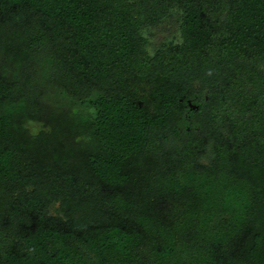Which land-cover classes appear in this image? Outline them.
Returning a JSON list of instances; mask_svg holds the SVG:
<instances>
[{"label":"trees","instance_id":"16d2710c","mask_svg":"<svg viewBox=\"0 0 264 264\" xmlns=\"http://www.w3.org/2000/svg\"><path fill=\"white\" fill-rule=\"evenodd\" d=\"M0 264H264V0H0Z\"/></svg>","mask_w":264,"mask_h":264},{"label":"rangeland","instance_id":"374dc122","mask_svg":"<svg viewBox=\"0 0 264 264\" xmlns=\"http://www.w3.org/2000/svg\"><path fill=\"white\" fill-rule=\"evenodd\" d=\"M187 185H189V182L185 181ZM195 183V181H193ZM234 186V185H233ZM227 187L225 185L224 179L220 178L217 180L214 179H201L199 183V188L203 195L208 197V201L210 203H213L215 199H210L213 196L218 198V203L222 202V205L224 208L232 209L235 207L237 208V205L241 204V200L237 201V196H240L244 190L239 191L237 187ZM237 204V205H236ZM229 210V211H230ZM229 220L226 223H229L231 220L233 221L234 218L232 214L229 215ZM224 223V224H226Z\"/></svg>","mask_w":264,"mask_h":264},{"label":"water","instance_id":"95a60500","mask_svg":"<svg viewBox=\"0 0 264 264\" xmlns=\"http://www.w3.org/2000/svg\"><path fill=\"white\" fill-rule=\"evenodd\" d=\"M189 105H190V103L189 102H187ZM192 107H194V106H192Z\"/></svg>","mask_w":264,"mask_h":264}]
</instances>
